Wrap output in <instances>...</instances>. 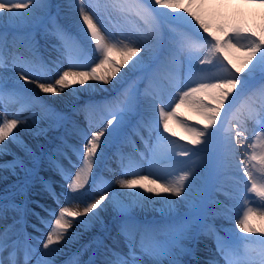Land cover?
I'll return each instance as SVG.
<instances>
[{
    "label": "snow or ice",
    "instance_id": "snow-or-ice-1",
    "mask_svg": "<svg viewBox=\"0 0 264 264\" xmlns=\"http://www.w3.org/2000/svg\"><path fill=\"white\" fill-rule=\"evenodd\" d=\"M65 7L78 13L82 24L77 29L89 43L56 21L48 0H0V21L17 27L43 24L45 36L57 41L53 48L60 52V59L47 62L39 56L32 32L18 33L11 41L7 33H0V107L4 109L0 114V183L8 176L16 177L15 183L0 189V264H183L181 258L192 253L186 242L201 235L214 240L219 255L207 264L221 260L223 264H264V0H105L102 5L94 0L87 4L68 0ZM114 13L132 28L125 31L117 23L113 25L117 32L110 31L105 18L111 23ZM20 45L32 53L31 59L14 50ZM64 63L67 67L61 66ZM182 64L188 68L183 79L172 71ZM125 67L140 72L138 80L146 76L151 81L167 72V101L147 89L143 93L158 115L141 116L132 123L139 101L131 85L110 100H88L82 108H74V115L85 112L86 127L45 99L61 93L110 91L103 86L122 83L128 75L122 72ZM8 69L17 71L26 84L34 83L39 93L16 82L9 85L2 75ZM29 73L37 78L31 79ZM237 100L239 107L233 112ZM9 105L15 106L11 112ZM182 106L199 117L195 124L178 115ZM92 111L106 113L95 126L99 130H92L87 115ZM230 113L235 123L228 121ZM42 121H47L45 127ZM226 121L229 127L225 129ZM173 124L182 134L178 136ZM62 126L65 130L59 142L40 155L21 135L23 130L33 137H46ZM129 126L124 136L129 141L140 136L144 141L151 171L129 172L121 162L120 175L105 179L99 165L106 149ZM142 130L149 132V139L141 135ZM153 134L155 142L150 145ZM177 136L178 140L168 138ZM69 137L77 143L70 144ZM237 150L243 158L236 167L247 182L232 177L233 191L224 194L243 203L234 209L215 199L207 201L197 181L221 164L230 165ZM6 156L12 159H3ZM64 160L70 167L64 166ZM45 163L60 176L66 191L57 193L49 181L38 177ZM162 172L175 178L167 179ZM37 177L56 208H46L39 199L31 201L33 207L17 202V196L26 193ZM113 184L127 191L117 192ZM208 203L218 205L217 209L210 213ZM156 204L161 205L156 210L166 217L165 223H141L132 215L135 208ZM181 204L187 211L175 214ZM109 209L117 221L110 242L92 236L58 262V256L66 255V249L97 225L111 235L102 216ZM41 211L49 218L41 216ZM233 211L235 229L244 235L224 228L226 235L221 236V229L207 218L231 221ZM29 216H35L48 231L33 224L29 232ZM117 237L122 238V246ZM93 245L102 248L99 261L96 251H91ZM90 251L88 259L82 260Z\"/></svg>",
    "mask_w": 264,
    "mask_h": 264
},
{
    "label": "bare ground",
    "instance_id": "bare-ground-1",
    "mask_svg": "<svg viewBox=\"0 0 264 264\" xmlns=\"http://www.w3.org/2000/svg\"><path fill=\"white\" fill-rule=\"evenodd\" d=\"M49 4L51 5L50 12L51 15L56 19V21L63 26L70 34L80 37L82 41H84V37L80 36V33L77 29V24L80 22L78 20V13L74 12H68V16L72 18V21L74 24L68 23L66 20L62 19V17L59 15L58 10H66L65 5L68 3V0H48ZM94 2H98L99 4H103L105 0H94ZM88 3V0H85V4ZM66 14V12L63 14V16ZM4 16H7L8 13H3ZM67 17V16H66ZM136 24H138V21H135V18H131ZM111 23H109V19L105 18V24L107 25L108 29L112 31L113 33L117 32V28L113 27L114 24L118 23V26L123 28L125 31L132 28V24L126 23L123 18L119 14H113L111 17ZM49 23L47 20H45V24ZM257 23H259V19L257 18ZM24 32H32L35 39L38 41V54L40 57L43 58L44 61L52 62L57 61L60 59V52H58L55 48H53V44H56L57 41L52 37H46L44 32V25L41 24L39 26H13L9 24L6 21H0V33H7L9 41L12 40L13 36L18 33H24ZM166 32V31H165ZM85 42V41H84ZM88 42V41H87ZM19 43V42H18ZM89 43V42H88ZM19 53V55L26 59L32 58V53L22 45L18 46L16 49H14ZM236 55H239L238 53ZM62 67H67L66 63L61 65ZM199 67V65H197ZM38 71V69H37ZM172 71H177L180 74L181 79H183L187 73L188 68L186 64H182L178 69L173 68ZM123 73H127V77L124 78L122 83H116L115 87L113 85H106L103 86L105 88L110 89V91L107 92H88L85 91L79 95H65L64 93H61L58 96H47L45 99L51 102V106L55 108L59 112H63L68 114L69 116H72L73 118V109L74 108H82L85 101L92 100V101H102L103 99H111L112 97L116 96L117 92H122L124 89L129 88L131 85L132 88L136 91L137 99L139 101L138 107H137V115L133 118L132 123H135L136 120L140 119L141 116H144L145 118L151 116L150 114H147L146 111H152V108H150V101L146 98H143L142 95L145 92V89H147L149 92H151L153 95L160 96L163 100L167 101L169 99V83L167 79V72H161L155 79H152L149 81V79L145 76L143 79H137L141 76L140 72H129V69L125 67L122 69ZM2 75L8 79L9 85H12L13 82L18 83L20 86L33 89L35 92L39 93V89L36 87L34 83H25V81L20 80L19 73L17 71H14L12 69H8L2 73ZM31 79H36L37 77L32 76L30 73L28 74ZM55 76V73L53 74ZM135 82V83H133ZM67 91V90H66ZM41 96H43V93H40ZM207 103V101H205ZM174 106V105H173ZM13 105H9L8 111L11 112L14 110ZM239 107V100H237L234 103L233 112L235 109ZM182 109H178L177 113L181 118L187 119L189 123L195 124V122L199 119V117L192 112L187 106H182ZM4 109L0 107V114H2ZM187 117L185 118L184 115ZM27 113H25L26 115ZM88 119L93 122V129L92 130H99L98 127H95L96 125H99L102 118L106 115V113L102 111H92L88 114ZM158 115V112L156 113ZM80 118L83 119L85 125V112H81L79 115ZM74 119V118H73ZM223 119V117H222ZM75 120V119H74ZM228 121H231L232 123H235V120L231 113L228 116ZM228 121L225 122L224 128H228L229 124ZM78 122V121H77ZM30 123V122H29ZM79 125H81L78 122ZM47 125V121H42L41 127H45ZM70 127V125H68ZM173 127V129L178 133V136L181 133V130L176 127L174 124L170 125ZM252 128V125L249 124V129ZM65 126H62L59 129H52L48 132L47 136H41V137H33L28 132L21 130V135L24 137L26 142L30 143L33 146V150L36 152L37 155H40L41 153H47L51 149L54 148L55 144L59 142V137L62 133H64ZM130 126L126 129H124L121 133H119L116 137L113 138L112 142L109 144V146L106 149L104 158L102 163L99 165V172L105 179H111L113 176L120 175L122 168H121V162L127 167L129 172H135L139 171L143 174H148L151 169L149 167V161L147 159L149 153L148 148L145 146L144 141L140 138V136H133L131 141L127 140L124 136V132H129ZM162 131V129H160ZM141 135L145 139H149V132L147 130H142ZM167 136L168 134H164ZM249 135H251V131L249 132ZM173 137H168L169 139H177ZM68 142L70 144L77 143L75 137H69ZM155 142V134L152 135L151 139L149 140V144ZM180 143H184L183 141H178ZM158 147H164L163 145H159ZM12 150L14 152H18V149H16L15 146H12ZM119 153V155H118ZM143 154V155H142ZM240 156V158H236L233 160V162H230V165L225 166L221 164L216 170L204 173L202 177L197 181V187L203 190V195L206 197L207 201H211L213 199L220 201L221 204L227 205L231 208H238L240 204L243 203V201H234L229 199L228 196H226L225 192H232L233 186L235 185V180L231 179L232 177H239L241 180L244 181L242 178L243 175L239 173L237 170V165H239V159L243 158V154L240 153L239 150H237V157ZM122 158V160H121ZM3 159L11 160V156L3 157ZM186 159V158H185ZM73 160L75 161V157H73ZM64 163L65 167H70L68 162L66 160L62 161ZM44 168V170H42ZM41 172L38 177H43L45 180L49 181L50 184L55 188V191L57 193H60L61 191H66V188L64 187L63 181L61 180L60 176L57 175L53 170L47 167L46 163L41 166L39 169ZM4 175H8V173H3ZM160 175L166 176L167 179H174V176H168L166 172L160 173ZM36 178L31 187L28 189L26 193L20 194L17 196V202L18 203H28L29 207H33L31 204V201L34 199H39L42 204L45 205L46 208H56L57 205L54 202V199L48 195L47 192L42 191L41 181L39 178ZM127 178H133L132 175H129ZM16 177L8 176V180L5 182L0 183V189L9 186L13 183H15ZM37 181V183H35ZM246 183V181H244ZM113 189L117 192H124L127 190L120 189L118 186L113 184ZM222 189V190H218ZM39 193V195H37ZM176 199V198H172ZM62 200V197H61ZM161 207L160 204L156 205H148L144 209L135 208L132 211V215H134L141 223H165L166 217L163 216L159 211L156 209H159ZM218 205L208 203L207 208L209 212H213L217 209ZM187 211V207L183 204L179 205L175 214H182ZM41 216H44L45 218H49L47 215V212L41 211ZM233 216V219L231 221L225 220L223 217H215L214 219L209 215L207 218L209 223H214L217 229H221L220 235L225 236L226 233L222 230L224 228H230L235 229V211L230 213ZM102 216L104 218V223L107 226V229L110 230L111 235L107 231L101 230L99 225L95 229H93L91 232L85 234L81 240L77 243L72 245L71 249H66V255L64 256H58L57 261H63L67 258V255H70L71 252H75L77 248H79L80 244L86 243L90 237L96 236L99 237L101 240H104L106 243L110 242L111 237L116 235V218L115 213L109 209L107 212L102 213ZM167 219H171V215ZM28 231L33 232V229L31 225L35 224L37 228L41 229L42 232L46 233L48 229H45L43 225L39 222V220L35 216H29L28 217ZM235 233L237 236H243L244 234L239 233L238 229H235ZM34 235H39V233H33ZM117 239L120 241L121 246L123 244V240L121 237H117ZM187 246L192 249L191 254L184 255L181 259L183 261V264H207V261L209 259H219V255L216 253V247L215 242L213 239H210L206 236H199L197 240L186 242ZM91 251H96L95 259L99 261L101 259L100 252L102 251V248L97 250L96 246L93 245V249ZM91 251L88 253H85L81 259L87 260L89 255H91ZM216 253V254H215ZM212 257V258H209ZM221 262H223L221 260Z\"/></svg>",
    "mask_w": 264,
    "mask_h": 264
},
{
    "label": "rangeland",
    "instance_id": "rangeland-1",
    "mask_svg": "<svg viewBox=\"0 0 264 264\" xmlns=\"http://www.w3.org/2000/svg\"><path fill=\"white\" fill-rule=\"evenodd\" d=\"M165 31H166V29H165ZM142 97L145 98L144 95H142ZM145 99H146V98H145ZM180 109H182V108H180ZM182 110H183V109H182ZM153 114H156V112H154ZM72 115L74 116V118H75L80 124H82V125H80L81 127H86V125H85V123H84V121H83L82 118H80L79 116L74 115V114H72ZM183 115H184V112H183ZM184 117L186 118L187 116L184 115ZM237 158H240V156H238ZM234 160H235V159H234ZM239 173L241 174L242 172H239ZM241 175H243V173H242ZM242 177H244V176H242ZM244 179H245V181L247 182L246 177H244ZM215 254H216V253H215ZM209 258H212V257H209Z\"/></svg>",
    "mask_w": 264,
    "mask_h": 264
}]
</instances>
